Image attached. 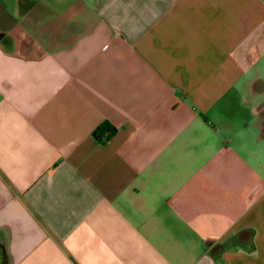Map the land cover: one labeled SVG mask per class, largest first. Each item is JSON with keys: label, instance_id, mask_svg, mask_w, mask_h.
<instances>
[{"label": "crops", "instance_id": "obj_1", "mask_svg": "<svg viewBox=\"0 0 264 264\" xmlns=\"http://www.w3.org/2000/svg\"><path fill=\"white\" fill-rule=\"evenodd\" d=\"M0 264H264V0H0Z\"/></svg>", "mask_w": 264, "mask_h": 264}, {"label": "trees", "instance_id": "obj_2", "mask_svg": "<svg viewBox=\"0 0 264 264\" xmlns=\"http://www.w3.org/2000/svg\"><path fill=\"white\" fill-rule=\"evenodd\" d=\"M104 132H108L109 135H111V134H113L114 130L112 128H110V125L109 124L106 123L104 125V130L102 131V135H103ZM101 136L99 134H96V137H97L98 140L101 139Z\"/></svg>", "mask_w": 264, "mask_h": 264}]
</instances>
